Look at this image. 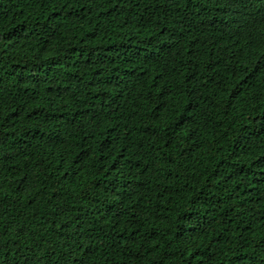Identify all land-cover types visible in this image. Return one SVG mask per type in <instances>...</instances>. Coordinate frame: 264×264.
Here are the masks:
<instances>
[{
    "label": "trees",
    "instance_id": "obj_1",
    "mask_svg": "<svg viewBox=\"0 0 264 264\" xmlns=\"http://www.w3.org/2000/svg\"><path fill=\"white\" fill-rule=\"evenodd\" d=\"M0 264H264V0H0Z\"/></svg>",
    "mask_w": 264,
    "mask_h": 264
}]
</instances>
